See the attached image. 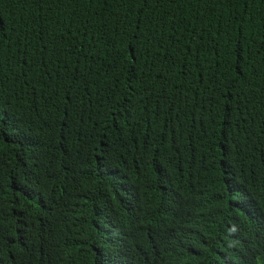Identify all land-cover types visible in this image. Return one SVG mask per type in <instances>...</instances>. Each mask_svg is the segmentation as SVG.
Wrapping results in <instances>:
<instances>
[{
    "label": "trees",
    "instance_id": "obj_1",
    "mask_svg": "<svg viewBox=\"0 0 264 264\" xmlns=\"http://www.w3.org/2000/svg\"><path fill=\"white\" fill-rule=\"evenodd\" d=\"M0 264H264V0H0Z\"/></svg>",
    "mask_w": 264,
    "mask_h": 264
},
{
    "label": "snow or ice",
    "instance_id": "obj_2",
    "mask_svg": "<svg viewBox=\"0 0 264 264\" xmlns=\"http://www.w3.org/2000/svg\"><path fill=\"white\" fill-rule=\"evenodd\" d=\"M131 59H132L133 61L136 60V54H135V52H132V54H131Z\"/></svg>",
    "mask_w": 264,
    "mask_h": 264
}]
</instances>
